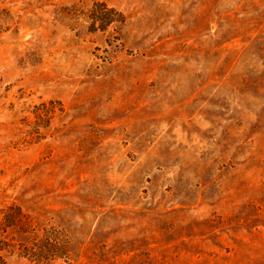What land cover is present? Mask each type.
Masks as SVG:
<instances>
[{
	"label": "rangeland",
	"instance_id": "1",
	"mask_svg": "<svg viewBox=\"0 0 264 264\" xmlns=\"http://www.w3.org/2000/svg\"><path fill=\"white\" fill-rule=\"evenodd\" d=\"M45 235L42 264H264V0H0V264Z\"/></svg>",
	"mask_w": 264,
	"mask_h": 264
},
{
	"label": "trees",
	"instance_id": "2",
	"mask_svg": "<svg viewBox=\"0 0 264 264\" xmlns=\"http://www.w3.org/2000/svg\"><path fill=\"white\" fill-rule=\"evenodd\" d=\"M93 21L96 24L101 25H107L109 24V21H103V19L99 18L98 16L93 17ZM51 236L45 235L44 239H41V241H38V243L34 244V247L32 249L27 250V254H29V258L35 262H38L39 264H42L43 261L47 258L48 255L52 254V244L50 243Z\"/></svg>",
	"mask_w": 264,
	"mask_h": 264
}]
</instances>
